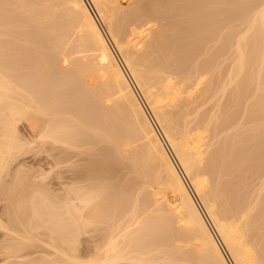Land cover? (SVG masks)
<instances>
[{"label": "bare ground", "instance_id": "6f19581e", "mask_svg": "<svg viewBox=\"0 0 264 264\" xmlns=\"http://www.w3.org/2000/svg\"><path fill=\"white\" fill-rule=\"evenodd\" d=\"M92 1L97 17L87 0H8L15 3L13 8L26 11V20L16 9L0 12L7 13L4 21L0 17V174L19 148L15 123L28 110L42 142L63 148L83 138L86 148L101 155L106 149L102 146L111 143L114 164L109 169L115 172L120 163L130 162L135 178L117 185L108 177L104 188L93 172L87 182L69 185L61 206L42 190L28 201L16 200L17 206L8 203L13 207L7 212L20 210L12 218L25 225L26 233L6 247L17 253L21 264H264V195L254 197L251 179L264 175L263 170L259 174L264 165V0H252L255 9L244 1L243 7L249 3L246 7L254 12L243 13L248 11L244 7L242 18L237 0H138L130 11L123 0ZM98 18L107 24V33ZM241 19L246 27L239 31L236 22ZM23 40L32 43L30 53H36L44 68L55 66L58 48L70 44L68 52L76 53L73 59L62 53V63L70 62L59 74L62 88L68 90L66 112L58 106L59 86L51 88V79L38 70V76L23 71L18 42ZM208 49L213 50L211 56L204 55ZM199 52L207 58L200 59ZM253 80L259 85L252 87L254 92ZM255 92L260 93L257 101L252 99ZM251 99L254 103L247 106ZM212 100L216 103L210 111ZM243 100L252 121L243 112L239 119L261 122L254 124L262 130L250 128V136L247 127H237L241 120L234 121L232 107ZM228 108L235 111L224 116ZM69 130L73 132L67 136ZM60 159L58 173L64 168ZM4 191L12 201L10 192L15 191ZM119 208L125 215L119 222L114 218L116 224L110 211ZM3 221L0 215V227L10 225V231L19 226L12 219L7 226ZM99 226L104 231L101 244L90 258L80 257L76 237L84 230L95 233ZM43 228L60 258L26 262V254L20 253ZM157 235L162 236L160 242L155 241Z\"/></svg>", "mask_w": 264, "mask_h": 264}, {"label": "rangeland", "instance_id": "374dc122", "mask_svg": "<svg viewBox=\"0 0 264 264\" xmlns=\"http://www.w3.org/2000/svg\"><path fill=\"white\" fill-rule=\"evenodd\" d=\"M244 1L245 2H251L252 0H237V11H238V14H239V16L242 14V9L244 8V7H246V6H248L249 5V3H248V5H247V3H246V6H244L243 7V5H245V3H244ZM9 2H10V0H9ZM8 2V0H6V1H4V0H0V9H2V11L0 10V12L2 13V12H7V10L10 8V10H13V11H15V9H16V11H17V14L19 13V15H20V18L22 19H25L26 20V17L24 18L23 17V15H24V9L21 7L20 9H19V7H18V5L16 6L15 5V7L16 8H13L14 7V4L15 3H13V4H11V3H9ZM89 2H90V4L92 5V8L94 9V11L93 12H95L94 14H95V16L97 17L98 15H97V7H95L94 5H95V3L93 4V1L92 0H89ZM123 2L124 3H126L125 5H124V8H126V10L127 11H130V10H132L134 7H135V5L137 4V2H138V0H123ZM241 2H243V3H241ZM252 2H254V0L252 1ZM251 2V3H252ZM256 2V1H255ZM8 3H9V5H8ZM258 3H261V2H258ZM7 4V5H6ZM253 5H250L251 7V9H255V7L256 6H254V3H252ZM13 5V6H12ZM239 5V6H238ZM241 5V6H240ZM257 5V4H256ZM260 4H258L257 6H259ZM8 7V8H7ZM18 7V8H17ZM253 7V8H252ZM249 7H246V9L248 10V11H245V10H243L244 12L243 13H245V12H249V11H251V12H249V13H253L254 12V10H251ZM22 9H23V11H22ZM245 9V8H244ZM20 11V12H19ZM253 11V12H252ZM241 14H240V13ZM25 13H26V11H25ZM4 14V13H3ZM2 14V15H3ZM7 14V13H6ZM6 14L5 15H3V16H0V17H2L3 19V21H4V16H6ZM245 14H248V13H245ZM26 16V15H25ZM19 18V19H20ZM241 18H242V15H241ZM21 19H20V21H21ZM239 19H240V17H239ZM24 20V21H25ZM243 20V21H242ZM20 21H18V24H19V22ZM98 21H99V23H100V25L102 26V28H103V30L107 33V31H108V27H107V24L103 21V20H101V19H99L98 18ZM239 20H237V22H236V25H237V23H238V26H236V27H238V28H236V29H238L239 31H241L240 29H244L245 30V27H244V25H246V23L244 22L245 20L244 19H241L239 22H238ZM22 22V21H21ZM21 22H20V24H21ZM164 21H162L161 23H163ZM243 22V23H242ZM23 23V22H22ZM103 23V24H102ZM157 24L156 23V26L158 27V26H161L162 24ZM32 24V23H31ZM17 25V24H16ZM33 25V24H32ZM153 25H155V24H153ZM19 26V25H18ZM155 26V27H156ZM4 27V26H3ZM19 27H22V26H19ZM30 27H31V25H30ZM156 27V28H157ZM244 27V28H243ZM5 28V27H4ZM129 28V27H128ZM236 29H235V31H236ZM22 30V29H21ZM129 30V29H128ZM236 31V33H239V31ZM243 31V30H242ZM225 32H226V29H225ZM241 34V32L239 33V35ZM207 35V34H206ZM204 36V35H203ZM18 37H21V34H20V36H18ZM16 38L17 40L19 39V38ZM73 38V37H72ZM21 39V38H20ZM22 40V39H21ZM72 40V39H71ZM71 40H69V43L71 42ZM18 42H20V44H21V48L20 49H22L21 51H23L22 53H23V55L24 56H22V57H24L23 58V60H24V64H23V71H26L27 72V74L28 73H31L32 75H34V74H37V75H34V76H38L39 74L41 75H43L44 74V76H48L49 78L48 79H51V88H55L56 89V86L58 87L57 88V91L59 90V91H61L60 92V96H59V99L61 100L60 101V104L58 105V106H60L59 107V109H61V107H62V111L64 110L65 112H66V109L68 110V103H67V98H66V96H67V93L68 92H66V90L67 89H63L62 88V84H60V82L62 83V81L60 80V79H62V75H60V77H59V74H62V72L63 71H61L62 69H64V67H66L67 69H69L70 68V62H69V64H68V62L67 63H65V64H63L62 62V58H65V56L63 57V54L65 55H67V59H69V58H71V57H73V55L75 56L76 55V53H69L68 51L69 50H71V48H69V47H71L70 46V44H68V46L66 45L65 46V48H58L57 50H59V51H57L56 49V53H57V61H56V63H55V66L53 65V67H52V69H50L51 68V66L49 65V67L47 68V67H45V68H47V69H45L44 67H43V65L41 64L40 65V63H39V61H37V59H38V56H36V53L34 54V53H30V51L32 50V48L33 47H31L32 46V43H30L29 41L27 42V41H18ZM26 42V43H25ZM209 43H211V42H209ZM208 43V44H209ZM22 44H24V47H23V45ZM26 44V45H25ZM29 44L31 45V46H29ZM211 44H214L213 42L211 43ZM211 44H209V46L211 45ZM219 44H220V42H219ZM205 45V44H204ZM29 46V47H28ZM203 46V45H202ZM206 46H207V44L205 45V47H204V51L208 48H206ZM212 46H214V45H212ZM211 46V47H212ZM219 46L218 44H216L215 45V48H217V47ZM64 47V46H63ZM28 48V49H27ZM215 48H214V50H215ZM25 49H27V50H25ZM63 49H64V51H66V52H63ZM66 49V50H65ZM203 49V48H202ZM211 49H213V48H211ZM218 49V48H217ZM209 50V52L207 51V52H205L206 54H204V55H206V56H209L210 55V53H212L213 52V50H211L210 51V49H208ZM21 51H20V53H21ZM26 51H27V53H26ZM32 51H34V49L32 50ZM60 51H62V52H60ZM202 52V51H201ZM201 52H199L200 54H202ZM29 53V54H28ZM63 53V54H62ZM67 53H69L70 55H68ZM209 53V54H208ZM26 54H28V55H26ZM79 54H82V53H78V55ZM199 54V55H200ZM202 54V58H200V59H206L207 57H204V55ZM198 55V54H197ZM33 56V57H32ZM59 56H62V57H59ZM77 56V55H76ZM75 56V57H76ZM211 56V55H210ZM0 57H1V55H0ZM35 57V58H34ZM37 57V58H36ZM74 57V58H75ZM200 57H201V55H200ZM32 58V59H31ZM60 58V59H59ZM196 58V57H195ZM194 58V59H195ZM71 59H73V58H71ZM197 59V58H196ZM199 59V58H198ZM199 59V60H200ZM204 59V60H205ZM30 60V61H29ZM199 60H197L198 62H199ZM221 61H222V59H220ZM26 61V62H25ZM34 61V63H32ZM36 61V62H35ZM59 61V62H58ZM70 61V60H69ZM195 61V60H194ZM0 62H2V60L0 59ZM60 62H61V64H60ZM71 62H72V60H71ZM201 62V61H200ZM227 62V61H226ZM226 62H224V64H228V63H226ZM38 63V64H37ZM194 63V62H193ZM2 64V63H1ZM36 64H37V67H36ZM39 65V66H38ZM58 65L59 66H61V67H58ZM62 65H65V66H62ZM45 66H47V65H45ZM41 67V68H40ZM56 67H58L57 69H55ZM69 67V68H68ZM26 68V69H25ZM34 68V69H33ZM36 68V69H35ZM39 68V69H38ZM42 68H44V69H42ZM59 68H60V72L58 71L59 70ZM62 68V69H61ZM65 68V71L67 70ZM224 68H225V66H224ZM35 70H38L39 71V74H38V72L36 73L35 72ZM48 70V71H47ZM52 70H53V72H52ZM22 71V72H23ZM56 71V72H55ZM223 71H225V70H223ZM223 71H222V73H223ZM50 72V73H49ZM55 72V73H54ZM24 73V72H23ZM52 73V74H51ZM25 74V73H24ZM29 75V76H32V75ZM52 76H51V75ZM223 75H224V73H223ZM33 76V77H34ZM57 77V78H56ZM55 78V79H54ZM254 80H256V79H254ZM254 80L252 81V83L251 84H253V85H250L251 86V90L254 88L255 89V87L257 88V86H259L257 83H256V81H255V83H253L254 82ZM55 81V82H54ZM55 84V85H54ZM52 85H54V86H52ZM250 86H249V88H250ZM253 87V88H252ZM254 89H253V92H254ZM63 90V91H62ZM68 91V90H67ZM249 91V93L251 92L250 91V89L248 90ZM256 91V90H255ZM263 91V90H262ZM262 91H259L260 93L262 92ZM252 92V94H254ZM257 92V91H256ZM256 92H255V94H256ZM260 93H258V94H256V95H254L253 97H252V99L253 98H255L254 100L255 101H257V97L256 96H259V94ZM251 94V93H250ZM249 94V95H250ZM262 94V93H261ZM250 97V98H251ZM250 100V101H245V100H243L242 102L244 103H240V104H238L237 106H233L232 108H235L236 109V114L238 115H236L235 114V120L234 121H236V120H238L239 118H240V116H243V113H244V115L245 116H247L251 111L249 110V113L246 111V108H247V106L249 105V106H251L250 105V103H254V102H252L253 100ZM248 100V99H247ZM214 101V102H213ZM75 102H76V99H75ZM246 102H247V106H246ZM64 103V104H63ZM214 103H216V100H212L211 102H210V105H209V108H207V105H205L206 107L204 108V109H206L207 108V110H210L211 111V107H213V105L212 104H214ZM66 104V105H65ZM53 105H55L53 102H52V104H50V106L52 107ZM243 105V106H242ZM242 106V107H241ZM231 107V106H230ZM237 107H240V108H237ZM242 108H244L243 110L244 111H246V112H244V111H241L242 110ZM250 108V107H249ZM252 108V107H251ZM32 109V108H31ZM229 109V108H228ZM226 110L225 112H227V114L225 113L224 114V116H226V115H228V112H232V110L233 111H235V109H229V110ZM239 109V110H238ZM30 110V109H29ZM33 110V109H32ZM148 110V109H147ZM238 111V112H237ZM241 112H243L241 115H239ZM29 113V114H28ZM31 113V114H30ZM245 113H248V114H245ZM33 116V111H31V112H28V110H27V113H26V117H24V119L22 118V119H20V121H18L17 122V124L15 123V125H17V129H18V132H19V135H20V138H21V142H20V145H19V148L17 147V149L18 150H16L17 152L14 154V156L13 157H10V160H8L7 162H8V164L6 165L5 164V168L2 170L3 172H1V174H0V180L2 179L3 180V184H4V186H5V188H1L2 189V191L0 192V215H1V217H2V220H4L3 221V223H5L4 225H6V223L8 222V220L10 219H12V221H14L15 219H13L14 218V215H15V213L17 214V212H18V210L19 209H17V207L15 208L16 210H17V212L14 210H12L11 211V209L9 210V212H10V214H9V212H7V210H8V206H11V204H9V205H7L8 203H13V205H15L16 204V200L18 201V199H21V200H27L28 201V197H30V195H32L33 193L34 194H36V195H39V194H37V193H39L38 192V190H42V191H44L45 192V194L46 195H50V196H52V198L53 199H55L56 201H57V204H59L60 206L61 205H63L64 204V202L66 201V199H67V190H68V187H69V185H71L72 183H74V182H83V181H85L86 180V182L89 180L88 179V177H89V175H90V173H93V174H95V172L97 173L96 174V181L95 182H97V184H99V186H102V184H103V182H108V181H110V180H108V179H110V178H113V181L117 184V185H119L120 183L121 184H127V183H129V180L130 179H134L135 178V175H134V173H136L135 171H132V169H131V167H132V164H131V166H130V162H127V161H124V162H122V163H120V165L119 166H117L116 167V169H118V170H116L115 169V172H113L112 170L113 169H109V167H110V165H112V163L114 164V162H113V160H114V158L112 159L111 157H113V146H112V144L111 143H108V144H104L105 146H102V148L103 149H105L104 151H102V155L99 153V151H98V153H95L93 150V148L92 147H90V148H86L87 146V144H85V143H83V138H82V140H80V142L79 141H77L76 142V145H75V143H73L72 145H74V146H72V145H69V144H66L67 146H64L63 145V148H60L61 147V145H56V144H53L51 141H46V142H42L40 139H39V129H37V128H34L33 127V122L31 121L32 120V117L30 118V116ZM28 116V117H27ZM236 116H237V118H236ZM250 118H251V116H250V114L248 115ZM255 115H253V117H254ZM244 117V116H243ZM249 117L248 118H244L245 120L242 122V120L243 119H239L238 121H240L239 123L240 124H238V125H240V126H237V124H236V126L239 128V127H242V128H246V132L245 133H251V130H250V128H252L253 129V131H254V129L256 128V126H257V124L255 125L254 123L255 122H257V120L255 121L254 119V122H250V123H248L249 121H252V118H251V120H249ZM242 118V117H241ZM29 119V120H28ZM247 120H249V121H247ZM237 121V122H238ZM246 121V123L247 124H245L244 122ZM154 122V121H153ZM235 123V122H234ZM258 123V122H257ZM261 123V122H260ZM260 123H258L259 125H260ZM244 124L246 125V126H244ZM263 124V123H262ZM234 125L235 124H233L232 126L234 127ZM155 126H156V123H155ZM231 126V127H232ZM255 126V127H254ZM261 127L263 128L264 127V125H261ZM261 127H259V126H257V128H259V130H262V128ZM236 128V127H235ZM248 128H249V130H248ZM228 129V128H227ZM243 130V129H242ZM248 130V131H247ZM0 131H1V129H0ZM225 131H227V130H225ZM233 131H235V129L233 128V129H228V133H231V132H233ZM245 131V130H244ZM243 131V132H244ZM252 131V132H253ZM73 132V130H69L68 132H67V136H69L71 133ZM255 132H256V129H255ZM0 133H2V131L0 132ZM228 133H224V134H228ZM234 133V132H233ZM224 134H223V136H224ZM252 134H254V133H252ZM256 134V133H255ZM258 134H259V132H258ZM262 134V133H261ZM222 135V134H221ZM249 136L251 135V134H248ZM248 135H247V137H248ZM220 137H222V136H220ZM263 137V136H262ZM250 138H252V137H250ZM253 139H255V138H253ZM257 140V139H256ZM256 140H254V142L256 141ZM86 141V140H85ZM84 141V142H85ZM83 143V144H82ZM137 143V142H136ZM136 143H134V145H136ZM249 143H250V141H249ZM111 144V145H110ZM252 143H250L249 145H251ZM109 145V146H108ZM90 146V145H89ZM88 146V147H89ZM111 147H112V149H111ZM93 150H92V149ZM110 149H111V152H109L110 151ZM96 150V149H95ZM105 151H108V152H106L105 153ZM93 152V153H92ZM101 152V151H100ZM108 153V154H107ZM105 154H107L106 156H105ZM111 154V157L109 156ZM106 158H105V157ZM107 157H108V159H107ZM58 158L60 159V158H62V159H60L61 161H62V170H61V174L60 173H58L59 171H60V168H58V169H56V167H55V165L57 164L56 163V161L58 160ZM103 158V159H102ZM57 159V160H56ZM129 161V160H128ZM58 162V161H57ZM264 164V163H263ZM58 167V166H57ZM120 167V168H119ZM111 168H113V166L111 167ZM263 168V169H262ZM262 168H261V170H259V174H262V173H264V165L262 166ZM110 170V171H109ZM134 170V169H133ZM262 170H263V172H262ZM132 172H134V173H132ZM260 172H262V173H260ZM104 173V174H103ZM106 173V174H105ZM110 175H109V174ZM115 176H114V175ZM133 176H132V175ZM132 176V177H131ZM257 176H258V173H257ZM260 176V175H259ZM258 176V177H259ZM79 177V178H78ZM109 177V178H108ZM257 177V179H256V175H255V178L253 179V178H251L253 181V187H252V182H251V187H252V191H253V195H254V197L255 196H257L258 194H262V195H264V188L261 186V182H264L263 180H264V175L262 174V177L260 176V178H258ZM83 178V179H82ZM86 178V179H85ZM100 178V179H99ZM106 178H108L107 179V181H105V179ZM114 178H116V179H114ZM117 179H119V180H117ZM77 180V181H76ZM112 180V179H111ZM121 180V181H120ZM120 182V183H119ZM123 182V183H122ZM127 182V183H126ZM119 183V184H118ZM76 184H79V183H76ZM81 184V183H80ZM83 184V183H82ZM87 184V183H86ZM101 184V185H100ZM120 184V185H121ZM73 185V184H72ZM71 185V186H72ZM85 185V184H84ZM105 183L103 184V187L105 188ZM264 185V184H263ZM12 188L13 189V192L14 193H12V192H10L11 193V195L12 194H14V196H13V198L11 199L12 201H8L7 200V198H9V197H11L10 195H9V197H7L8 196V192H6V191H4V189H10V188ZM103 187H101L102 188V190H104L103 189ZM262 187V188H261ZM17 189V190H14V189ZM101 188H99V189H101ZM69 189H70V187H69ZM107 189V188H106ZM150 189V188H149ZM148 189V191H151V190H149ZM69 191V190H68ZM35 192H37V193H35ZM145 192H147L146 190H144V193ZM40 194H44L43 192H40ZM104 194V193H103ZM103 194H101V198H102V196H103ZM261 195V196H262ZM10 199V198H9ZM20 201V200H19ZM24 201H22V203H23ZM24 204H27V203H24ZM18 205V202H17V204H16V206ZM27 206H29L28 204H27ZM7 207V208H6ZM11 207H13V206H11ZM10 207V208H11ZM15 207V206H14ZM24 207H26V206H24ZM24 207H22L23 209H24ZM30 207V206H29ZM29 207H26V210H27V208H29ZM154 208V207H153ZM23 209H21V210H23ZM28 210H30V209H28ZM125 210V209H124ZM124 210H122L121 211V209L119 208L118 209V211L116 210L115 212H114V210H113V212H114V214L112 213V210L110 211V213L112 214L111 216H113V219L112 220H114V218H115V220L117 221L118 220V222L120 221V218L122 219V218H124V215H125V213H124ZM154 210V209H153ZM20 211V210H19ZM28 212V211H27ZM126 212V211H125ZM23 213H21V215H22ZM13 217V218H12ZM22 217V216H21ZM16 218V217H15ZM23 218V217H22ZM21 220V219H20ZM24 220V219H23ZM25 220H26V218H25ZM115 220L113 221V222H115ZM123 220V219H122ZM121 220V221H122ZM12 221L10 222L11 224H12ZM15 223L17 222V220L16 221H14ZM13 222V223H14ZM20 223H22V222H18V223H16V225H19V226H15L14 227V229L16 230V229H18L17 231H19L20 232V234H18V233H16L15 232V230H12V231H10L11 229H10V225L7 227V228H9V229H4L3 228V226H2V228L0 227V264H16V262L18 261V263L20 262V259L21 258H19L18 256H17V253L16 252H14L13 251V249L12 250H10V249H8L6 246H8V244H10V243H14V244H16V242L18 243L20 240H22V237H23V234H25L26 233V231H25V225L22 223V225L20 224ZM116 223V222H115ZM9 224V223H8ZM7 224V225H8ZM117 224V223H116ZM6 225V226H7ZM12 226V225H11ZM14 226V225H13ZM24 228H23V227ZM101 226H99L97 229H99ZM103 228V227H102ZM101 228V229H102ZM8 230V231H7ZM104 230V229H103ZM41 232H40V234H38V235H36L35 237H34V239H33V243H32V245L31 244H29L28 246H26L25 247V249H23V251H22V253H20V254H26V262H29V261H35V260H40V261H43V262H50L52 259L53 260H55V259H59L60 258V255H56L55 256V254H56V249L52 246V245H50V242H52V240H51V237H50V234H49V232H48V230L45 228H43V229H41L40 230ZM84 231H86V232H84ZM83 232L82 231H80V233H79V235L80 236H78V237H76V239L78 240V244H76L77 245V251L79 252V256L80 257H84L85 256V258L84 259H86V257H87V259L88 258H90L91 256L90 255H92V254H94V248H96L95 246H97V244L99 245V244H101V243H99L100 242V239H102V235H103V233L102 232H104V231H102V230H96V231H94L95 233H93V231L92 232H88L87 230H84ZM91 231V230H90ZM25 232V233H24ZM22 235V236H21ZM160 236V235H159ZM159 236L157 235L156 237H155V241H157V242H160V241H158V239H161L162 238V236L159 238ZM77 240H76V242H77ZM162 240V239H161ZM57 242L59 241L58 239L56 240ZM148 241H150V240H148ZM102 242V241H101ZM145 242H147V240L145 241ZM162 242V241H161ZM180 243H178V242H176L177 244H181V243H183V242H181V241H179ZM56 243V242H55ZM169 243H171V242H169ZM56 244H60V242L59 243H56ZM148 244H149V242H147V244L145 243V250H146V247H148ZM173 244H175V243H173ZM173 246H176V244L175 245H172V250H175L174 248H173ZM79 247V248H78ZM151 248V247H150ZM148 249H149V247H148ZM224 249V248H223ZM96 251V250H95ZM224 251H225V249H224ZM91 252H92V254H91ZM171 252H173V251H171ZM16 254V255H15ZM19 253H18V255H20ZM90 254V255H89ZM172 255L173 254H175L176 256H178L177 255V253H176V251H175V253L173 252V253H171ZM51 255V258H49V256ZM90 257H89V256ZM174 257V259H176V257L175 256H173ZM48 258V259H47ZM179 258V257H178ZM25 260V259H24ZM177 260H180V259H177ZM230 261V260H229ZM21 262H23V261H21ZM21 262H20V264H21ZM52 262V261H51ZM183 262V263H182ZM231 262V261H230ZM17 263V264H18ZM172 263H175V264H184L185 262L182 260V261H175L174 260V262H172ZM23 264V263H22ZM48 264V263H47ZM149 264V263H148ZM231 264H232V262H231Z\"/></svg>", "mask_w": 264, "mask_h": 264}, {"label": "built area", "instance_id": "2783aa9c", "mask_svg": "<svg viewBox=\"0 0 264 264\" xmlns=\"http://www.w3.org/2000/svg\"><path fill=\"white\" fill-rule=\"evenodd\" d=\"M88 1V3L90 4V2H89V0H87ZM90 6H91V4H90ZM93 9V8H92Z\"/></svg>", "mask_w": 264, "mask_h": 264}]
</instances>
